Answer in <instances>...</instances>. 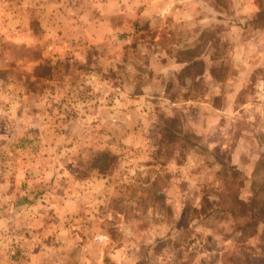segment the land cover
Here are the masks:
<instances>
[{"label":"rangeland","instance_id":"1","mask_svg":"<svg viewBox=\"0 0 264 264\" xmlns=\"http://www.w3.org/2000/svg\"><path fill=\"white\" fill-rule=\"evenodd\" d=\"M211 2L217 18L201 35L216 36L221 45L230 47L229 54L239 34L234 24L251 18L264 20V0ZM241 5L245 8L240 9ZM252 7L258 12L250 14ZM160 26L142 29L135 37L133 29L120 30L108 42L84 53L96 57L88 65H58L66 72L53 73L58 86L73 83L68 86L75 89L67 93L70 96L67 88L58 91L67 101L78 102L83 94L107 103L115 93L120 136L112 138L96 119V106L86 108L90 117L86 122L78 117L83 133L73 141L78 154L68 157V151H63L52 179L64 185L70 179L66 168L76 160L82 164L76 178L93 184L103 179L104 184L98 181L101 185L89 192L93 198L87 199L83 212L76 216L26 219V226L15 224L8 232L13 233L9 241L0 240V264H264V208L262 212L260 206L253 209L260 222L254 223L253 230L242 232L240 227L249 215L243 223L236 221L216 206L215 196L224 191L217 180L223 163L238 171L227 201L235 195L246 201L253 189L264 199V106H260L264 91L257 95L253 81L257 77H240L244 83L250 81L237 102L254 101L259 96L258 106L242 110L239 105L226 106L227 95L235 90L230 82L238 84L234 71L245 69L248 62L256 68H264V63L257 62L255 54L215 55L216 59L209 61L202 43L197 49L201 55L196 56L205 60L206 69L210 65L216 72L195 79V86L190 79L180 82L176 72L172 73L174 62L181 59L178 51L186 46L192 51L197 45L186 38L191 30L166 36ZM254 26L248 22L242 41L257 34ZM34 70L47 75L50 67L40 64ZM169 82L173 86L167 89ZM193 95L203 98L181 104ZM165 128L189 143L183 146L178 142L170 152L172 146L163 139ZM102 154L106 155L103 162ZM27 227L34 229L35 237L21 242L18 232L27 234Z\"/></svg>","mask_w":264,"mask_h":264},{"label":"crops","instance_id":"2","mask_svg":"<svg viewBox=\"0 0 264 264\" xmlns=\"http://www.w3.org/2000/svg\"><path fill=\"white\" fill-rule=\"evenodd\" d=\"M211 1L0 0V240L5 238L9 241V234H13L8 233L10 228H16L15 224L24 225L27 220L63 218L82 213L87 199L93 198L89 192H93L96 185H101L99 182H104L103 179H96L93 184L76 178L75 174L82 169V164L76 160L66 168L70 179L64 185L52 179L59 169L60 164L57 165L56 161L63 151H68V157L78 154L73 141L83 133V124L78 117L81 119L82 116L85 122L90 117L91 111L86 108L90 109L93 105L91 109H94L96 106L93 113L96 119L112 138L120 136V110L115 105L118 102L115 93L107 99V103L85 98L83 94L78 102L67 101L64 96L58 95V91L67 88V94L75 89L68 86H74L73 83L58 86L53 73L59 71L61 75H66L58 69V65H67V62L88 65L96 57L84 53L108 42L120 30L133 29L131 32L135 37L142 29H155L160 25L164 28L161 34L166 36H178L181 29L191 30L186 36L188 42L197 46L203 43L208 49L211 42L202 41L200 35L203 30L211 29L217 18ZM246 1L240 0L241 3ZM244 8L240 6V9ZM252 8L250 14L258 12ZM248 22L240 20L234 24L239 34L229 55L255 54L257 62L264 63V56L259 57L264 55V29L255 26V30H259L257 34L253 32L254 35L246 41L241 39L247 31ZM196 55H201V52ZM174 63L172 73H178L185 64ZM40 64L50 67L47 75H40L34 70ZM246 65L245 69L234 71L239 76L236 79L238 84L230 82L231 89L234 87L236 91L227 95L230 99L227 107L239 105L242 110L259 105V96L254 101L247 98L242 103L237 102L238 94L246 89L250 81H240L244 75L257 77L253 80L257 84V95L264 91V80H260L261 75L264 76V68H256L252 62ZM206 70L212 73L210 65ZM112 88L114 92L115 88ZM117 90L120 91V88ZM195 102L188 99L181 104ZM68 104H71L70 110ZM207 105L218 111L216 106ZM261 105L264 106V99ZM237 113L238 116H234L239 117L241 114ZM26 231L30 232H18L21 242L27 241V237H35L34 229L27 227ZM28 246L37 247L34 244Z\"/></svg>","mask_w":264,"mask_h":264},{"label":"trees","instance_id":"3","mask_svg":"<svg viewBox=\"0 0 264 264\" xmlns=\"http://www.w3.org/2000/svg\"><path fill=\"white\" fill-rule=\"evenodd\" d=\"M250 23L254 24L255 28L258 29H264V20H259L255 18H251L249 20ZM212 39H209V38ZM200 39L202 41H210L211 45L207 49L208 55H210L211 58H209L210 61H213L216 59L215 55H223L225 57L226 55H229V48L228 46L221 45L219 42V39L216 36H208L204 38L203 35H201ZM190 46H186L182 51H178V56L181 58L176 60L177 62L185 63L184 66L179 70L178 73H176L177 79L180 80V82H183L185 79H190L193 82L192 86L197 85L195 79L203 77L206 72L205 67V60L199 59L198 56H196L198 46L196 49L189 51ZM200 47V46H199ZM207 66V65H206ZM213 71L211 74H213ZM216 78V77H215ZM195 83V84H194ZM173 85L171 82L168 83L167 89L171 88ZM195 90V89H194ZM167 96H170V99H174V96L171 94H167ZM203 97H199L197 95H193L191 98L192 100L202 99ZM163 139L166 140V145L172 146L170 147V152L173 151L175 148L174 145L178 142H182V145H184L185 142H187L186 138L180 137L179 135H174L170 132L169 129L165 128L163 129ZM189 142H187L188 144ZM183 148V149H182ZM182 150H184V147H181ZM100 158H102V162L105 161L106 155H100ZM101 162V163H102ZM100 168V164L98 166ZM230 176V177H229ZM236 177H238V171L234 166H227L226 164L222 163V169L217 173V180L221 182V185L224 186V191L219 192L215 194L217 198V204L216 206L221 209L224 213H229L231 216H233L236 221H240L241 223L245 222V217L249 215V217H246L247 222L243 223L240 227L242 232L251 231L254 228V223L260 222L259 219H256V215L254 216L253 209L260 206L261 212L263 211L264 205L261 204V202H264L263 196L256 193V191L253 189L252 196L244 201L243 199H240L238 196L235 195V198L233 200L227 201L229 198V193L233 190L235 187V180ZM254 187V186H253ZM226 193V195H223Z\"/></svg>","mask_w":264,"mask_h":264}]
</instances>
